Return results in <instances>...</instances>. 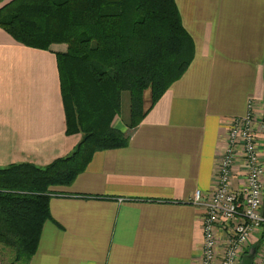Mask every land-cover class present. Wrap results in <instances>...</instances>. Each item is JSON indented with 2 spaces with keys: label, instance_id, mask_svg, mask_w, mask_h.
Here are the masks:
<instances>
[{
  "label": "crops",
  "instance_id": "1",
  "mask_svg": "<svg viewBox=\"0 0 264 264\" xmlns=\"http://www.w3.org/2000/svg\"><path fill=\"white\" fill-rule=\"evenodd\" d=\"M175 4L194 45L188 69L126 148L95 153L70 187L53 189L50 219L25 264H200L205 211L192 196L214 193L229 127L248 101L257 124L264 122V0ZM53 47H24L0 29V169L46 167L81 141L65 134L54 55L64 50ZM118 121L114 127L127 133ZM244 170L236 161L234 188L244 184ZM263 251L264 234L252 232L244 254L254 253L257 264Z\"/></svg>",
  "mask_w": 264,
  "mask_h": 264
},
{
  "label": "trees",
  "instance_id": "2",
  "mask_svg": "<svg viewBox=\"0 0 264 264\" xmlns=\"http://www.w3.org/2000/svg\"><path fill=\"white\" fill-rule=\"evenodd\" d=\"M0 29L31 49L66 45L54 53L65 134L82 137L46 167L0 169V245L27 263L50 219L53 189L70 187L95 153L127 147L129 134L188 69L194 45L175 0H12L0 6ZM124 93L127 133L114 127Z\"/></svg>",
  "mask_w": 264,
  "mask_h": 264
},
{
  "label": "built area",
  "instance_id": "3",
  "mask_svg": "<svg viewBox=\"0 0 264 264\" xmlns=\"http://www.w3.org/2000/svg\"><path fill=\"white\" fill-rule=\"evenodd\" d=\"M257 123L250 100L245 116L232 121L229 127L215 175L214 193L205 201L199 191L192 196L191 204L205 211L200 264H240L238 253L244 252L252 232L259 230L264 234V122ZM236 161L245 166V181L239 188L232 184ZM217 230L221 240L217 239ZM257 264H264V251Z\"/></svg>",
  "mask_w": 264,
  "mask_h": 264
},
{
  "label": "rangeland",
  "instance_id": "4",
  "mask_svg": "<svg viewBox=\"0 0 264 264\" xmlns=\"http://www.w3.org/2000/svg\"><path fill=\"white\" fill-rule=\"evenodd\" d=\"M51 47H53L54 50H59V51L66 50V45L63 44L52 45ZM149 96H150L149 92H146L144 94L145 108L148 106ZM129 113H130L129 97L127 93H124L122 94L121 109L118 116V120H119L118 122H121L119 123V125L122 124L126 128V125H128ZM244 255L245 254L243 251L238 253V259L240 260V262ZM25 263H26L25 261H16L14 252L11 249L5 248L2 245H0V264H25Z\"/></svg>",
  "mask_w": 264,
  "mask_h": 264
},
{
  "label": "water",
  "instance_id": "5",
  "mask_svg": "<svg viewBox=\"0 0 264 264\" xmlns=\"http://www.w3.org/2000/svg\"><path fill=\"white\" fill-rule=\"evenodd\" d=\"M262 215L264 217V205H263ZM253 258H254V253H248L242 257L240 264H253Z\"/></svg>",
  "mask_w": 264,
  "mask_h": 264
}]
</instances>
